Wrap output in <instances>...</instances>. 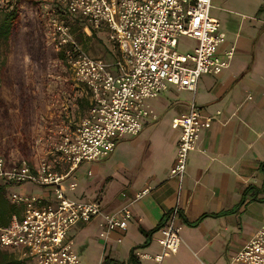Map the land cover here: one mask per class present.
<instances>
[{
	"label": "built area",
	"instance_id": "built-area-1",
	"mask_svg": "<svg viewBox=\"0 0 264 264\" xmlns=\"http://www.w3.org/2000/svg\"><path fill=\"white\" fill-rule=\"evenodd\" d=\"M54 9L49 20V39L61 52L77 86L88 94L89 107L73 128L69 116L59 113L36 144L37 160L10 164L0 155V187L18 208L0 228V249L8 250L27 264H79L68 241L69 230L100 220V237L118 235L119 243L131 218L130 204L104 213L96 202L75 201L67 192L77 187L74 172L83 162H95L113 153L117 141L136 137L145 119H156L146 101L157 98L169 86L188 91L193 98L200 78L219 74L229 65L216 56L223 43L220 23L210 15L212 0H47ZM77 18L85 37L93 31L108 42L110 61L90 55L79 43L60 12ZM195 42L191 51H177L178 38ZM105 42V41H104ZM106 44V42H105ZM116 54H115V53ZM113 55V56H112ZM220 112L205 114L194 99L188 111L172 120L179 132L174 165L169 176L177 196L183 186L188 157L202 132L218 121ZM72 179L65 186L67 179ZM33 184L40 195L10 191ZM148 194L135 193L133 202ZM124 196V195H122ZM174 207L157 230L159 251L136 252L139 259L163 264L181 244ZM228 264H264V222Z\"/></svg>",
	"mask_w": 264,
	"mask_h": 264
},
{
	"label": "crops",
	"instance_id": "crops-1",
	"mask_svg": "<svg viewBox=\"0 0 264 264\" xmlns=\"http://www.w3.org/2000/svg\"><path fill=\"white\" fill-rule=\"evenodd\" d=\"M212 9L213 4L210 15L217 19L212 15ZM252 15H242L239 22L228 20L236 24L232 30L233 38L223 52L216 51V56L224 60L228 59L226 52H233L228 67L219 74L202 76L194 98L191 96L187 103H169L166 108L174 114L169 130L161 137L155 130L148 136L152 140L142 143L149 156L155 154L154 140L159 139L163 146L158 144V150L161 147L158 159L163 155L164 164L154 162L152 155L154 161L148 167L143 168L139 163L135 169H118L109 164L108 156L95 161L108 159L107 168L98 169V172L97 169L88 170L79 179L75 173L81 163L74 172L76 190L67 192L72 200L96 202L104 213L130 204L131 218L119 243L116 233L109 234L107 240L100 237L98 219L69 230L71 245L76 234L100 252L97 264H132L131 256L136 264H152L139 259L135 253L155 254L159 251L157 231L149 236L147 233L163 225L176 206L181 244L177 253L166 258L163 264H228L264 222V170L261 169L264 164V3ZM174 90L175 93L188 92L169 86L162 94ZM87 96L86 92L84 98L88 100ZM192 99L205 114L220 112V115L210 129L201 133L196 149L189 154L183 186L177 196L176 182L169 176L179 140V132L172 129V120L187 113ZM151 100L146 104L156 119L143 120L141 133L118 140L114 151L124 141L130 140L137 145L136 140L145 128L161 121L162 116L150 106ZM87 102L84 114L89 107V100ZM71 181V178L67 179L65 186ZM18 188L21 193L32 194L26 185ZM80 188L81 192L78 191ZM247 188L251 189L241 204ZM144 189L148 194L133 202L135 193ZM73 252L79 260L78 254Z\"/></svg>",
	"mask_w": 264,
	"mask_h": 264
},
{
	"label": "rangeland",
	"instance_id": "rangeland-1",
	"mask_svg": "<svg viewBox=\"0 0 264 264\" xmlns=\"http://www.w3.org/2000/svg\"><path fill=\"white\" fill-rule=\"evenodd\" d=\"M10 1L12 0H0V6H5ZM15 1L19 7L21 24L8 41H0V155L10 164L22 159L35 163L40 148L36 142L45 134L50 123L56 121L59 113H64L69 116L75 128L86 111L88 100L84 98L85 89L76 85L68 67L55 58L58 52L50 42L48 27L49 20L54 18L53 5L47 0ZM263 3L264 0H213L211 13L221 23L220 33L224 37V42L217 48V53L223 52L233 38L232 30L236 24L228 20L239 22L242 15L253 17V12ZM223 22L226 23L225 26ZM28 24H31L33 30L28 29ZM26 36L35 43H40L41 53H37L32 47L27 48ZM97 37L100 38V42L97 41ZM97 37L82 39L83 47L90 55L110 61L111 55L105 36L97 34ZM194 46L193 40L187 37L178 38L179 53L191 51ZM191 96L190 92L175 93L174 90L151 100L150 106L162 116L161 121L148 125L136 140L137 145L130 140L121 142L114 153L109 155V164L118 169L131 170L140 163L145 168L154 161L151 160L152 155L155 158L154 162L164 164L163 155L158 159V153H161V147L158 150V144H161L159 139L154 140L155 154L148 156L141 145L145 140H150L148 136L155 130L162 134L159 137L169 130L171 118L174 116L172 110L166 108L169 103L185 104ZM107 161L108 159L101 162H83L75 176L81 179L83 177L81 174L88 170L97 169L98 172V169H104L105 166L107 168ZM26 186L32 194H41L38 186L33 184ZM80 190L81 188L78 189L79 192ZM12 191L21 193L18 187H13ZM72 247L78 254L81 264H97L101 254L92 244L83 242L75 234Z\"/></svg>",
	"mask_w": 264,
	"mask_h": 264
},
{
	"label": "trees",
	"instance_id": "trees-1",
	"mask_svg": "<svg viewBox=\"0 0 264 264\" xmlns=\"http://www.w3.org/2000/svg\"><path fill=\"white\" fill-rule=\"evenodd\" d=\"M59 12H60V15H62L60 17L61 20H63L66 24H69L72 33L74 34L76 40L79 43L82 44V39L88 40L90 38L97 37V32L95 31H93L90 37H85L82 32L83 26L80 24L77 18L74 19V18L66 16L61 11ZM20 24H21V19H20V14H19V7L15 0L10 1V3H7L5 6H0V41H8L12 33H14L18 29ZM27 27L29 30L32 29L31 24L30 25L28 24ZM25 41H26L27 48L30 49V47H32L37 53H41V48L39 47L40 43L38 44L35 43L34 40L29 38L28 36L25 37ZM97 41L100 42V38L97 37ZM32 45H36L37 47H33ZM55 58L60 63H62V65H65L64 57L61 52H58L55 55ZM6 161L8 162L7 159ZM261 169L264 170V164L262 165ZM249 189L251 188H247L243 192L242 199L240 202L241 204L245 201L246 195ZM17 211H18V208L8 201L7 196H6V191L3 189V187H0V228L5 227L8 224L10 216ZM161 226L162 225H159L155 230H153L150 233H147V236L156 232ZM131 259L133 261L132 264H136V261L133 258V256H131ZM0 264H27V263L25 260L18 259L17 256L11 253L10 251L0 249Z\"/></svg>",
	"mask_w": 264,
	"mask_h": 264
}]
</instances>
